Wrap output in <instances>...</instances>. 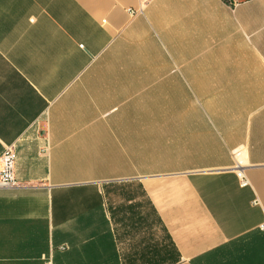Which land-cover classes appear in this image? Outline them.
<instances>
[{
    "label": "crops",
    "instance_id": "crops-1",
    "mask_svg": "<svg viewBox=\"0 0 264 264\" xmlns=\"http://www.w3.org/2000/svg\"><path fill=\"white\" fill-rule=\"evenodd\" d=\"M10 145L0 264H264V0H0Z\"/></svg>",
    "mask_w": 264,
    "mask_h": 264
},
{
    "label": "built area",
    "instance_id": "built-area-1",
    "mask_svg": "<svg viewBox=\"0 0 264 264\" xmlns=\"http://www.w3.org/2000/svg\"><path fill=\"white\" fill-rule=\"evenodd\" d=\"M15 165V146L10 145L5 147L0 157V188H15L18 186V181L15 175ZM236 177L241 187H246L248 185V181L241 170L236 169ZM42 264H52L51 257L45 258Z\"/></svg>",
    "mask_w": 264,
    "mask_h": 264
}]
</instances>
